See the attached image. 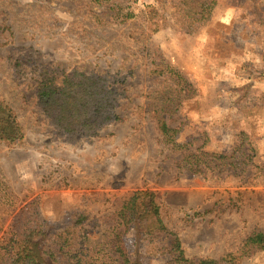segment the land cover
I'll use <instances>...</instances> for the list:
<instances>
[{
    "label": "rangeland",
    "instance_id": "rangeland-1",
    "mask_svg": "<svg viewBox=\"0 0 264 264\" xmlns=\"http://www.w3.org/2000/svg\"><path fill=\"white\" fill-rule=\"evenodd\" d=\"M112 2L114 22L89 0H0V98L23 129L0 140V245L29 202L54 227L78 221L98 238L123 198L148 189L187 258L264 264L243 246L264 232V0ZM42 69L108 77L118 118L62 132L37 104ZM201 145L225 158L195 172L181 159ZM168 238L131 224L127 254L165 264Z\"/></svg>",
    "mask_w": 264,
    "mask_h": 264
},
{
    "label": "trees",
    "instance_id": "trees-1",
    "mask_svg": "<svg viewBox=\"0 0 264 264\" xmlns=\"http://www.w3.org/2000/svg\"><path fill=\"white\" fill-rule=\"evenodd\" d=\"M89 1L101 5L103 11H110L113 22L121 15V8L118 10L112 0ZM133 15L131 11L126 12L118 22ZM32 85L41 112L62 132L83 131L91 135L105 122L118 118L116 89L108 77L64 71L58 76L51 69H42ZM156 127L164 140L176 148H184L175 140V130L165 120L157 118ZM22 137L23 129L15 112L0 98V140L13 143ZM202 147L194 151L185 149L181 162L192 171L210 168L213 158H225L221 154L205 152ZM249 150L246 148L244 153L248 154ZM24 208L11 226L9 237L0 245V264H136L129 258L125 245V234L131 224L142 225L151 237L169 236L166 244L169 258L165 264H221L232 260L228 255L221 260L187 258L179 238L163 224L155 193L148 189L133 191L123 198L115 208L110 224L98 238L89 237L88 231L81 226L79 230L75 229L78 221L60 229L54 227L41 217L34 201ZM243 246L264 251V232L252 231L244 239Z\"/></svg>",
    "mask_w": 264,
    "mask_h": 264
}]
</instances>
